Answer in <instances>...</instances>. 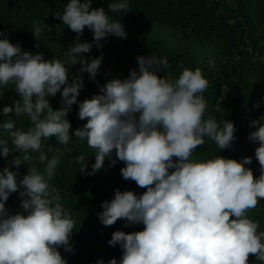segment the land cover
Masks as SVG:
<instances>
[{
	"label": "clouds",
	"instance_id": "clouds-1",
	"mask_svg": "<svg viewBox=\"0 0 264 264\" xmlns=\"http://www.w3.org/2000/svg\"><path fill=\"white\" fill-rule=\"evenodd\" d=\"M92 2L68 0L62 12L53 14L76 34L64 52L66 59L25 51L0 32V89L12 85L19 97L0 112L5 118L0 121V157H12L0 170V264H67L58 249L73 251L76 220L50 183L60 159L48 158L42 150V141L53 137L60 145L75 138L92 149L91 156L74 157L80 174L95 175L106 160L109 167L119 161L124 165L122 178L146 189H115L113 197L101 203V225L112 226L117 220H123L124 227L143 225L141 231L111 234L108 245H118L122 255L106 264H249V254L264 264V231L247 216L258 199H264V114L249 124L254 130L248 139L258 144L254 156L260 165V175L254 178L245 166L251 157L192 159L205 138L219 151L237 140L232 121L224 119L221 126L206 116L203 94L209 81L200 67L183 68L178 78L170 79L163 74L170 66L167 58L151 52L136 57L138 70L98 84V94L79 101L83 74L95 80L103 58L84 54L94 45L99 50L109 36L127 35L120 19L110 13L129 12V0H110L107 8L93 7ZM85 28L93 35L91 42L80 40ZM45 30L49 26L36 21L31 33L37 39ZM208 63L214 67L213 61ZM77 64V74H70ZM57 93L60 107L54 110L49 98ZM73 105L78 118L86 121L74 130L67 118ZM23 116L31 123L27 130L17 126ZM31 153H39L36 159L46 162L45 167H27L19 178V168L32 159ZM89 157L94 158L90 170ZM12 193L21 198V211L15 213L5 206ZM96 264L105 261L97 259Z\"/></svg>",
	"mask_w": 264,
	"mask_h": 264
},
{
	"label": "trees",
	"instance_id": "trees-1",
	"mask_svg": "<svg viewBox=\"0 0 264 264\" xmlns=\"http://www.w3.org/2000/svg\"><path fill=\"white\" fill-rule=\"evenodd\" d=\"M109 2L93 0L92 6L107 8ZM67 3L68 0H0V32L6 33L11 43L19 42L25 51L43 52L45 59H66L64 52L76 34L61 25L53 14L62 12ZM129 4V12L125 14L110 13L124 25L126 38L109 36L101 41L99 50L94 45L90 53L84 54L86 57L102 55L103 58L95 80L83 74L84 88L78 100L98 94V84L103 85L113 78H126L130 69L138 70L136 57L149 56L151 52L167 58L170 66L163 74L170 79L178 78L183 68L200 67L209 81L203 94L208 104L206 116L214 117L221 126L224 119L232 121L237 129L234 133L237 140L230 148L219 151L212 140L205 138L204 144L194 150L193 161L213 159L217 155L237 161L251 157L252 163L245 166L251 168L254 178L258 177L260 165L254 156L258 144L250 141L248 136L254 130L249 127L250 121L264 114V0H129ZM36 21L44 22L50 28L37 39L31 33ZM164 32L181 33L190 45L167 42ZM80 40L91 42L93 35L85 28ZM209 60L213 61L214 67L209 66ZM79 67L78 64L71 67L70 74H77ZM12 88L9 85L7 89H0V112L5 105L11 106L19 99ZM60 99L59 93L49 98L54 110L60 107ZM256 104L260 106L254 107ZM77 111V105H73L67 117L72 130L86 123L78 118ZM3 119L0 116V121ZM17 126L27 130L31 123L23 116L18 119ZM42 150L48 158L56 155L60 159L50 183L59 190L65 208L76 220L71 238L73 251L59 248L62 257L67 264H96L97 259H103L106 264L112 258L119 261L122 255L119 246L107 243L111 234L117 230L141 231L143 225L124 227L125 222L117 220L112 226H103L97 213L102 211L101 203L113 197L115 189L136 193L146 189L122 178L120 168L124 165L119 161L109 167L110 162L106 160L95 175L80 174L74 157L82 153L92 155L86 142L73 138L64 146L53 137L42 141ZM30 155L32 159L27 165L19 168V178L27 173V167L35 166L41 171L45 167L46 162L40 163L36 159L39 153ZM11 158L0 157V170ZM91 163L94 158L89 157V170ZM20 200L18 193H12L6 201V209L10 213L21 211ZM247 216L258 221V230L264 231V199H258ZM248 260L249 264H261L252 254Z\"/></svg>",
	"mask_w": 264,
	"mask_h": 264
},
{
	"label": "rangeland",
	"instance_id": "rangeland-1",
	"mask_svg": "<svg viewBox=\"0 0 264 264\" xmlns=\"http://www.w3.org/2000/svg\"><path fill=\"white\" fill-rule=\"evenodd\" d=\"M163 37L167 42H177L178 44L190 43L181 33L174 34L173 32H164Z\"/></svg>",
	"mask_w": 264,
	"mask_h": 264
}]
</instances>
